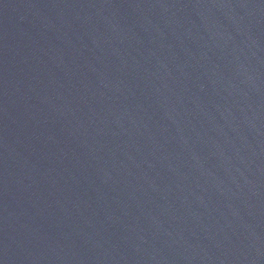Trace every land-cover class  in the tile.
I'll return each mask as SVG.
<instances>
[{
  "label": "water",
  "instance_id": "1",
  "mask_svg": "<svg viewBox=\"0 0 264 264\" xmlns=\"http://www.w3.org/2000/svg\"><path fill=\"white\" fill-rule=\"evenodd\" d=\"M0 264H264V0H0Z\"/></svg>",
  "mask_w": 264,
  "mask_h": 264
}]
</instances>
